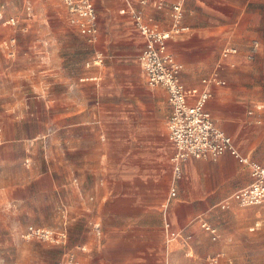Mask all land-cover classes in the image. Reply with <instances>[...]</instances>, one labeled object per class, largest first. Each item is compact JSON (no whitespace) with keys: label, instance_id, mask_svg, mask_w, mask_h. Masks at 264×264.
Returning <instances> with one entry per match:
<instances>
[{"label":"crops","instance_id":"0c3cea01","mask_svg":"<svg viewBox=\"0 0 264 264\" xmlns=\"http://www.w3.org/2000/svg\"><path fill=\"white\" fill-rule=\"evenodd\" d=\"M141 1L130 0L162 29L170 27L172 5H182L189 31L167 43L183 67L180 82L208 90L215 125L242 155L264 162V108L257 110L264 106V0H165L161 10L155 0ZM95 2L98 41L87 44L65 22L54 25L41 37L43 68H31L37 95L1 108L0 232L21 237L34 226L68 236L64 246L2 243L12 249L10 264H60L79 247L82 264H259L264 202L245 207L233 198L251 185L249 169L224 154L185 160L174 171L168 95L148 86L138 62L145 40L121 13L125 0ZM59 8L45 13L64 19ZM27 17H35L29 5ZM226 49L236 54L224 57ZM215 74L223 84H203ZM247 244L248 259L241 253Z\"/></svg>","mask_w":264,"mask_h":264},{"label":"built area","instance_id":"2783aa9c","mask_svg":"<svg viewBox=\"0 0 264 264\" xmlns=\"http://www.w3.org/2000/svg\"><path fill=\"white\" fill-rule=\"evenodd\" d=\"M69 14V21L80 35L89 44H95L99 37L97 14L91 0H62ZM126 7L122 14H128L135 23L139 34L145 40V48L138 57V62L149 87H163L168 95V103L171 115L167 121L168 138L175 147V153L171 158L174 171L178 172V165L188 159L202 161H217L224 154H229L241 165L249 169L252 183L248 188L237 191L233 198L241 206H254L264 202V162L252 161L242 155L234 146L230 137L220 130L213 120L212 115L206 109V103L211 98L208 90L199 92L197 89H187L179 79L182 65L173 55L167 51V43L174 36L185 34L188 27L181 24L183 8L180 3L171 7V24L168 29H162L154 18L147 16L142 8H137L130 0H125ZM142 0L140 6L146 5ZM156 10H161L165 0H155L152 3ZM7 25L16 26L17 20L9 18ZM14 41V40H13ZM257 43L251 47L252 54L257 49ZM236 54L235 49H226L223 56ZM252 59V56H250ZM223 84L215 74L210 80H204L203 84ZM193 103L189 104L188 99ZM264 106H257L261 110ZM174 189L170 190V197H174ZM63 217V216H62ZM169 224L165 225L169 230ZM202 228L211 233L215 239V231L206 225ZM177 234L169 233V240L175 239ZM25 242L39 241L55 246L67 244L68 236L64 231L48 228L27 226L21 234ZM86 252L83 247L62 254L60 264H82L76 252ZM219 255L210 259L216 263Z\"/></svg>","mask_w":264,"mask_h":264},{"label":"rangeland","instance_id":"374dc122","mask_svg":"<svg viewBox=\"0 0 264 264\" xmlns=\"http://www.w3.org/2000/svg\"><path fill=\"white\" fill-rule=\"evenodd\" d=\"M91 2L97 14L96 2ZM28 5L33 9L34 18L27 17ZM60 5L63 7L64 19L62 12L60 17H53L47 11L45 13L46 6H50L57 14ZM11 16L18 19L16 26L7 25L6 21ZM69 19L62 0H0V112L2 107H7L5 104L10 100L16 102V99H21L24 106L28 97L37 95V91L32 87V81L36 80V77L31 68H43L40 55L44 46L41 41L43 34L54 31V25H63L65 22V31L81 36ZM81 38L86 42L82 36ZM53 44L55 45V42ZM66 60L73 61L74 57ZM50 61L57 65L56 58H50ZM258 79L264 81V68L258 72ZM258 93L264 99V87L259 89ZM6 242L20 246L24 244L20 235L0 232V264H10L13 261L12 249L1 245ZM241 253L243 258H249L248 244L242 248ZM259 255L262 256L261 259L258 256L259 264H264V252L259 251Z\"/></svg>","mask_w":264,"mask_h":264}]
</instances>
